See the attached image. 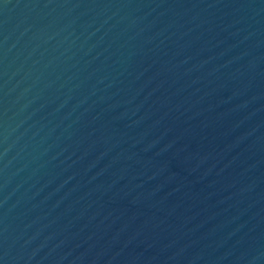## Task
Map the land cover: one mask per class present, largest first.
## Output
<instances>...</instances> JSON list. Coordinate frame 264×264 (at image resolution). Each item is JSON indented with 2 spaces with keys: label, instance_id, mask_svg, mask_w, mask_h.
<instances>
[{
  "label": "water",
  "instance_id": "95a60500",
  "mask_svg": "<svg viewBox=\"0 0 264 264\" xmlns=\"http://www.w3.org/2000/svg\"><path fill=\"white\" fill-rule=\"evenodd\" d=\"M0 264H264V0H0Z\"/></svg>",
  "mask_w": 264,
  "mask_h": 264
}]
</instances>
